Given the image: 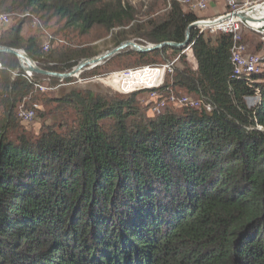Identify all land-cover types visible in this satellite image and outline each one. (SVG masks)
I'll return each instance as SVG.
<instances>
[{
    "label": "trees",
    "instance_id": "16d2710c",
    "mask_svg": "<svg viewBox=\"0 0 264 264\" xmlns=\"http://www.w3.org/2000/svg\"><path fill=\"white\" fill-rule=\"evenodd\" d=\"M13 8L52 13L82 34L118 29L114 47L182 43L197 21L176 0L157 22L137 21L123 0H0V12ZM207 39L191 30L186 47L196 69L181 58L171 84L156 92L204 96L211 113L148 116L137 92L107 98L71 90L41 98L56 106L47 113L53 125L37 136L19 130V106L33 108L35 84L74 78L27 76L15 56L0 53V264H264V68L250 85L232 78L230 37ZM0 46L56 73L97 55L42 53L21 23L0 32ZM183 50L126 48L92 69L116 58L132 67L161 64ZM69 103L73 128L59 123Z\"/></svg>",
    "mask_w": 264,
    "mask_h": 264
},
{
    "label": "rangeland",
    "instance_id": "374dc122",
    "mask_svg": "<svg viewBox=\"0 0 264 264\" xmlns=\"http://www.w3.org/2000/svg\"><path fill=\"white\" fill-rule=\"evenodd\" d=\"M124 3L128 2L134 8L136 15L135 19L140 22L152 21L157 22L164 18V16L170 10L171 0H123ZM179 3L181 12H192L197 16V21L195 23H210L209 26L197 25L192 28L198 30V27H205L204 32L212 31L211 28L219 24V20L227 21L231 16L240 13L242 9L238 10L242 6L244 0H236L235 4L238 5L234 9H231L230 5H227L228 0H190L189 2H184V0H176ZM206 4V7L199 9L197 6L198 2ZM255 0H248V2H254ZM230 6V7H229ZM238 10V11H236ZM234 12V13H231ZM0 14H6L9 16L10 25L7 30H10L12 27L17 24L22 25V35L25 38L34 37L37 39L41 46L42 53H50L62 48H69L75 50H88L90 53H95L97 55L91 57H97L113 50L114 47L112 43V35L118 31V29L113 30L112 32H106L101 28H93L87 34H82L77 29H69L64 26V21L52 13L46 14L41 11L34 10H21L19 8L12 9L8 12H0ZM235 17V16H234ZM225 18V19H224ZM198 20H202L198 21ZM4 29V30H6ZM125 29V28H122ZM191 32V31H190ZM207 34V33H206ZM219 34V33H217ZM216 34V35H217ZM242 34V43L245 45L246 53L249 55H260L264 53V37L258 31L249 30L244 28L241 30L240 35ZM190 35V34H189ZM214 35L207 40L210 43H214ZM231 36L227 34H222ZM185 39V38H184ZM189 39V37H188ZM134 41V40H128ZM126 42V41H124ZM122 42V43H124ZM135 44L147 47L152 44H138L134 41ZM48 45V50H45L44 47ZM186 47V46H185ZM183 47V51L179 53L172 62H174V71L175 68H181L180 61L183 58L186 61L188 67L196 69L197 65L194 64L193 60L190 58L188 47ZM130 49V48H129ZM132 50V49H131ZM134 51V50H133ZM118 54V53H117ZM116 56V54L114 55ZM89 57V58H91ZM114 58L113 56L110 59ZM109 59V58H108ZM107 60V59H106ZM196 63V61H195ZM101 64V63H100ZM120 59L116 58L110 61L105 66L98 68L97 71H94L92 68H86V71L80 73L76 76H72L74 79H70L69 83L57 82L54 84H47L49 88H56L52 91L41 92L33 91L35 96H38V99L33 102V108L27 107L22 104L18 108L17 118L19 120V130H22L24 133L31 136H37L42 132H46L49 127L53 125L54 119L50 116L49 112H53L55 109L54 103H44V100L57 97L60 94H67L71 90H75L80 94H92L94 96H101L107 98H116L123 97L124 94L116 92L115 84L118 81V74H115L111 77L113 73L121 72L124 70H130L137 67L122 65ZM127 64V63H126ZM162 64V63H161ZM159 65V64H152ZM195 65V67H194ZM146 66V65H143ZM264 66V64H263ZM140 67V66H139ZM173 71V72H174ZM174 72V74H175ZM82 74V75H81ZM172 73L171 76L164 79V83L171 84L172 78L174 76ZM232 78L233 74L231 75ZM79 79H85L86 82H79ZM235 79V78H234ZM162 84V86H163ZM139 93L136 97L138 105L141 108H148L147 115L154 116L156 114L164 113L165 111L173 112L175 114H181L185 108L200 109L196 107H190L181 105V100L183 98H189L192 100L197 99L196 96H191L185 94L182 90L175 89L172 90L169 94H159L156 92V95L152 96L147 90H139ZM43 99V101L41 100ZM257 100L253 101L254 104ZM30 105V104H28ZM74 103L65 104L67 108L64 112L60 113L58 116H63L62 122L69 124L70 128H73L76 124V116L73 112L72 106ZM214 110V109H213ZM33 112V118L30 120H25L22 117L24 112ZM3 114V110L0 108V117ZM41 114H43L41 116ZM57 120V118H56ZM112 124V123H111ZM63 132V131H62Z\"/></svg>",
    "mask_w": 264,
    "mask_h": 264
},
{
    "label": "built area",
    "instance_id": "2783aa9c",
    "mask_svg": "<svg viewBox=\"0 0 264 264\" xmlns=\"http://www.w3.org/2000/svg\"><path fill=\"white\" fill-rule=\"evenodd\" d=\"M190 0H184V2H189ZM197 6L199 9H203V7H206V4L197 1ZM236 0H228L227 5H230L229 7L231 9H234L238 5L235 4ZM264 0H255L254 2H248V0H244L242 6H238V10L245 11L251 8H255L260 4H263ZM236 10V11H238ZM187 13V12H184ZM234 13V12H231ZM258 18H261L262 16H257ZM201 21L202 20H198ZM196 22V21H195ZM252 23H257L259 25V28L253 27ZM10 25V19L9 16L6 14H0V32L4 29L8 28ZM248 28L249 30L258 31L261 35L264 37V22L262 21H241L238 17L231 16L227 19V21H220L219 24L214 26L212 31L205 32L208 38L213 37L217 33L219 34H227L231 36V47H230V64L232 65V74L233 77L236 79H245L246 83L248 85L251 84L250 78L252 74H258L261 73L264 66V53H261L260 55H249L246 53L245 45L242 43V34L240 35V32L242 29ZM198 33H203L206 28L205 27H198ZM219 34H217L215 37H217ZM48 45L44 47L45 50H48ZM188 50L190 58L193 60L194 64L195 59L193 57L192 50L190 46L186 49ZM173 61V60H172ZM172 61H166L159 65H146V66H140L137 68H133L130 70H124L121 72L113 73L111 77L115 74H118V81L115 84L116 92H119L121 94H131L138 92L139 90H147L150 92L152 96L156 95V90L160 88L164 82V79L167 75H170L174 71V62ZM1 66V65H0ZM195 67V65H194ZM27 76H30L31 74L25 73ZM79 82L83 83L87 80L85 79H79ZM35 88L41 92H47L55 90L56 88H49L45 84H35ZM259 93L256 92L255 97L253 101L257 100ZM253 103V102H252ZM181 105L190 106V107H196L203 109L207 113H211L215 106L213 103L210 102V100L204 96H199L197 99L192 100L189 98H183L181 100ZM33 112H24L22 114V117L25 120H30L33 118ZM249 130L253 128V125L250 124L249 127H247ZM257 129H260L259 127H256Z\"/></svg>",
    "mask_w": 264,
    "mask_h": 264
},
{
    "label": "water",
    "instance_id": "95a60500",
    "mask_svg": "<svg viewBox=\"0 0 264 264\" xmlns=\"http://www.w3.org/2000/svg\"><path fill=\"white\" fill-rule=\"evenodd\" d=\"M235 17H238L241 21L246 22V21H262L264 22V3L258 5L255 8H251L245 11H241L240 13H237L234 15ZM257 16H262L261 18H258ZM225 19V18H224ZM223 21L219 20L218 22ZM201 26H209L212 25L210 23H192L190 24L186 30H185V39L182 43H172V42H167V43H162V44H157V45H149L147 47H142L134 43V41H126L124 43L119 44L116 48L113 50L106 52L105 54L97 57H91V58H85L82 59L70 72L68 73H56V72H50V71H45L42 70L37 66V64L27 56V54L21 50H15L12 48L8 47H2L0 46V53H6L9 55H13L17 58L19 65L21 69L27 73H35L38 75L54 78V79H59V80H65L68 79L72 76H76L82 72L83 69L86 68H93L106 59L114 56L115 54L119 53L120 51L130 48L136 52H149L155 49L162 48L163 46H169L171 48H177V49H182L187 45L188 42V37L190 34V31L192 28L196 27L197 25ZM264 28L262 29V31Z\"/></svg>",
    "mask_w": 264,
    "mask_h": 264
},
{
    "label": "bare ground",
    "instance_id": "6f19581e",
    "mask_svg": "<svg viewBox=\"0 0 264 264\" xmlns=\"http://www.w3.org/2000/svg\"><path fill=\"white\" fill-rule=\"evenodd\" d=\"M174 1V0H173ZM250 25H252L253 27H255V28H259V25L257 24V23H252V24H250Z\"/></svg>",
    "mask_w": 264,
    "mask_h": 264
}]
</instances>
